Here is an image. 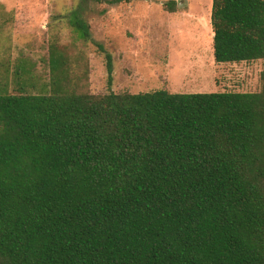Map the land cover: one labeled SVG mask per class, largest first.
<instances>
[{
	"label": "trees",
	"instance_id": "16d2710c",
	"mask_svg": "<svg viewBox=\"0 0 264 264\" xmlns=\"http://www.w3.org/2000/svg\"><path fill=\"white\" fill-rule=\"evenodd\" d=\"M210 21L215 63L264 60V0ZM96 47L105 94L72 89L55 44L47 85L18 66L0 93V264H264V71L254 93L117 94Z\"/></svg>",
	"mask_w": 264,
	"mask_h": 264
},
{
	"label": "rangeland",
	"instance_id": "374dc122",
	"mask_svg": "<svg viewBox=\"0 0 264 264\" xmlns=\"http://www.w3.org/2000/svg\"><path fill=\"white\" fill-rule=\"evenodd\" d=\"M0 0V93H18L14 72L31 71L38 93L50 80L49 47L69 60L71 88L93 95L108 91L105 55L112 59L111 91L172 94L259 91L264 60L217 64L210 21L212 0ZM76 14L93 42L78 40L71 21Z\"/></svg>",
	"mask_w": 264,
	"mask_h": 264
}]
</instances>
